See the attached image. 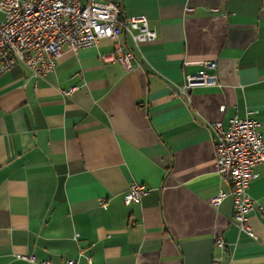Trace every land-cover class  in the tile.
<instances>
[{"label":"crops","instance_id":"0c3cea01","mask_svg":"<svg viewBox=\"0 0 264 264\" xmlns=\"http://www.w3.org/2000/svg\"><path fill=\"white\" fill-rule=\"evenodd\" d=\"M111 1L157 33L122 35L131 70L103 60L115 43L102 39L65 46L43 77L22 63L0 76V264H264V163L248 188L253 236L231 196L210 203L231 188L212 124L253 111L264 139V0ZM205 72L219 84L181 90ZM134 182L148 191L127 204Z\"/></svg>","mask_w":264,"mask_h":264},{"label":"built area","instance_id":"2783aa9c","mask_svg":"<svg viewBox=\"0 0 264 264\" xmlns=\"http://www.w3.org/2000/svg\"><path fill=\"white\" fill-rule=\"evenodd\" d=\"M212 10L219 11L218 8ZM0 11L4 14L0 22V76L22 63L33 76L43 77L54 70L65 46L77 53L83 48L97 46L102 39L115 43L113 52L103 55V60L118 61L131 70L134 53L122 44V35L129 34L136 44L151 42L157 37L147 16L124 15L121 6L111 0H88L85 3L80 0H0ZM209 67L216 68V62H210ZM217 84V76L205 72L187 75L181 90ZM75 89L70 88L64 93L70 95ZM251 113L253 111L245 118H231L226 129L221 122L212 124L217 132V171L229 180L231 188L229 191L221 190L210 203L217 207L225 197L231 196L235 223L241 231L253 236L247 217L256 208V202L248 188L257 177L255 166L264 163V139L258 131L260 123ZM147 191L145 184L134 182L125 192L124 201L127 204L137 202ZM101 204L106 208L107 199H103ZM216 242L222 248L227 247L221 236ZM19 257L30 264H52L50 260H37L33 255ZM64 264H79V261L68 258ZM89 264L97 263L90 260Z\"/></svg>","mask_w":264,"mask_h":264}]
</instances>
